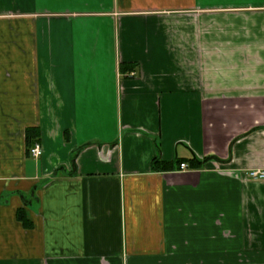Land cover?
<instances>
[{
	"label": "crops",
	"instance_id": "0c3cea01",
	"mask_svg": "<svg viewBox=\"0 0 264 264\" xmlns=\"http://www.w3.org/2000/svg\"><path fill=\"white\" fill-rule=\"evenodd\" d=\"M258 167L264 0H0V264H264Z\"/></svg>",
	"mask_w": 264,
	"mask_h": 264
},
{
	"label": "built area",
	"instance_id": "2783aa9c",
	"mask_svg": "<svg viewBox=\"0 0 264 264\" xmlns=\"http://www.w3.org/2000/svg\"><path fill=\"white\" fill-rule=\"evenodd\" d=\"M43 153V147L40 142H35L30 147V154L34 157H39ZM180 169H187L189 165L187 162H181L179 165ZM246 174L250 179L264 181V168H249L246 170Z\"/></svg>",
	"mask_w": 264,
	"mask_h": 264
},
{
	"label": "trees",
	"instance_id": "16d2710c",
	"mask_svg": "<svg viewBox=\"0 0 264 264\" xmlns=\"http://www.w3.org/2000/svg\"><path fill=\"white\" fill-rule=\"evenodd\" d=\"M31 137V136H30ZM34 143V142H33ZM32 143V145H33ZM31 145V146H32ZM181 162H184V161H180L178 162V164L180 165ZM173 165H171L170 163L168 162H165L161 159H159L158 157H155L153 159V162H152V168L153 169H156V170H167V169H170ZM18 217L22 220H24V214H23V211L19 210L18 211Z\"/></svg>",
	"mask_w": 264,
	"mask_h": 264
}]
</instances>
